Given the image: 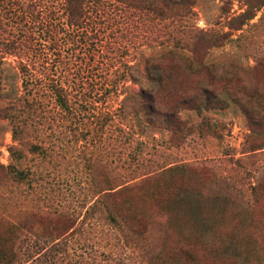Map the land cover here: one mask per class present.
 I'll return each instance as SVG.
<instances>
[{
    "label": "rangeland",
    "instance_id": "1",
    "mask_svg": "<svg viewBox=\"0 0 264 264\" xmlns=\"http://www.w3.org/2000/svg\"><path fill=\"white\" fill-rule=\"evenodd\" d=\"M175 1L122 31L103 1L85 53L58 45L53 18L45 50L61 75L83 72L84 126L50 95L29 106L17 50L2 43L34 46L32 29L0 5V264H264V0ZM120 45L134 74L146 58L176 63L174 82L195 96L178 129L142 118L146 81L105 90ZM124 97L126 120L103 121Z\"/></svg>",
    "mask_w": 264,
    "mask_h": 264
},
{
    "label": "trees",
    "instance_id": "2",
    "mask_svg": "<svg viewBox=\"0 0 264 264\" xmlns=\"http://www.w3.org/2000/svg\"><path fill=\"white\" fill-rule=\"evenodd\" d=\"M6 1L7 3H5ZM103 1L106 0H47V3L42 5L43 9L37 10V15H34V11L41 7L38 0H1L0 5H2V8L9 7V10H12L19 18V21L30 25L29 28L32 29L29 37H31L34 46H26V48H23L21 43H18V37L15 38L14 42H6V44L1 42L17 50L18 67L23 77V87L28 89L29 94H32L29 106L32 104L39 106L41 104L38 95L41 94L43 97L50 95L59 109L65 114L70 115L71 119L84 126L85 122L83 123V118L85 115L79 107H85V102L80 101L77 95L84 85L83 72L78 70L72 77L67 74L61 75L60 71H62L63 67L58 64L59 60L56 57L58 51L57 49L55 50L56 47L50 45L52 49L50 47L48 49L51 54L46 52L45 47H47V44L45 41L51 39L49 28L54 20L57 19L55 24H57L59 29L58 45L60 44V47L65 43H69L73 46L71 51L74 48H78L80 51L86 50L84 53L93 51L90 45H94V37L92 34L97 32V26L96 16L92 17L91 8H93L94 13H97V9L101 7L100 5ZM108 1L113 7L112 11H114L115 16H118V22H114V17L111 16L113 26L115 29L118 28V31H120V28L121 31L126 30V28L132 25L136 14L156 13L155 16L158 17L157 19L162 20L164 18L162 17L163 11L171 4L177 3L175 0ZM48 2H53L54 6L48 4ZM42 10L46 12L44 15H39ZM54 17L57 18L53 20ZM245 18H251V14ZM37 19L39 20L41 28L44 29V34L38 33V35L39 37L41 35L45 39H43L44 41L38 40L39 38L34 34L37 33V29H34L36 28ZM32 50L36 54L32 53ZM53 50L56 53H53ZM116 50L119 54L118 63L122 68L121 70L116 69L113 72H109V77L113 76L115 78L105 79V90L107 92L114 91V93H118L119 88L123 86L120 82L122 83L124 79L137 82V79L140 78L138 82L141 80L146 81L147 86H142L138 92L137 110L140 115L149 125L153 124V118H155L161 124H165V128L167 129H178L177 127L184 123L179 117V110L183 109V106L191 103L195 99V96L189 94L185 87L174 82L178 74L176 63L168 61L166 64H161L155 62L154 58H146L144 60L143 70L141 72L139 71L140 74H134V71L138 70V66L135 63L133 65L128 64V62L123 61L121 58L124 46L120 45ZM52 54L54 55L53 58H51ZM176 54L181 55L172 49H168L162 55L173 56ZM81 59H83V56H81ZM57 61L58 63H56ZM66 71L69 72L70 69ZM125 74L128 77H125ZM134 75H139V77L134 78ZM201 94H210L211 97L213 94V97H215L214 93L208 92L206 89H203ZM127 100L128 97H124L119 101L120 105L116 109L117 113L113 114L110 110L105 112L102 116L103 121L115 122L118 116L126 120V116L129 113V106L126 105ZM28 101L29 99L27 98L26 104ZM79 133H82V136L86 138L90 134V129L84 128V131L81 129ZM32 149L37 150L38 146L34 145ZM12 175L16 179H24L26 177V173L23 170L16 168H13Z\"/></svg>",
    "mask_w": 264,
    "mask_h": 264
}]
</instances>
